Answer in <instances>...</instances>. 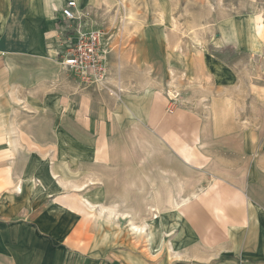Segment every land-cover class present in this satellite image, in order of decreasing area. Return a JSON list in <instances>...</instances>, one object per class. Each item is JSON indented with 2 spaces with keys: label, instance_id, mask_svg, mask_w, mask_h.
<instances>
[{
  "label": "crops",
  "instance_id": "1",
  "mask_svg": "<svg viewBox=\"0 0 264 264\" xmlns=\"http://www.w3.org/2000/svg\"><path fill=\"white\" fill-rule=\"evenodd\" d=\"M69 1L0 0V148L8 143L21 156L30 147L31 156L51 152L55 168L76 166L84 182L63 173L62 187H126L125 195L137 188L139 200L114 201L124 210L145 202L150 213L151 187L166 197L157 227L147 224L146 235L129 228L126 244L110 241L108 259L93 258L78 239L75 264H264V0L204 6L208 32L193 37V51L187 40L178 51L182 41L162 22L147 21L139 37L135 23H107L114 34L107 88L75 76L78 84L56 57ZM75 1L85 27L88 20L101 27L107 13L96 0ZM136 132L143 140L135 147ZM144 140L162 143L150 149ZM118 165L125 184H113L111 174L105 184ZM23 231L30 230L0 228V264H70V244L43 245V230L9 238Z\"/></svg>",
  "mask_w": 264,
  "mask_h": 264
},
{
  "label": "rangeland",
  "instance_id": "2",
  "mask_svg": "<svg viewBox=\"0 0 264 264\" xmlns=\"http://www.w3.org/2000/svg\"><path fill=\"white\" fill-rule=\"evenodd\" d=\"M227 2V0H112V4L108 3V5L107 3L104 4L102 0H96L95 4L107 13L102 19V25H100V28L107 32L112 33L111 30H113V28L105 27L107 23L116 25L118 22L123 23L127 20L129 23H135V32L139 37L144 35L143 26L147 21L150 23L162 22L170 27L171 38L182 41L180 44H176L178 51L183 49V41L185 42V40L190 42L187 43V47L193 51V37H198L201 41L208 32L206 28L209 25L208 18H202L207 15L204 6L223 5ZM167 15L169 19L166 18ZM217 18L219 17L215 16V19ZM196 21L199 22L198 26ZM93 24H95L94 20L87 21L88 27H93ZM195 29L198 30V34ZM116 30L117 32L124 31V28H117ZM212 36L215 37V35ZM230 53L234 54V51L232 50ZM197 62L199 66L205 68V62L200 55ZM69 77L71 79L75 78L78 83L75 75ZM136 136L135 147L143 140L138 137L139 133ZM144 142V147L148 145L150 149H154L155 146L158 147V143H162L160 140H144ZM154 142H157V144ZM128 144L131 145L129 141ZM21 149L25 155H16V149L8 143L0 148V223L2 221L7 223L0 224V228L7 229L10 227L30 230L13 236L9 235L11 240H30L33 238L35 230H43L49 234L46 236V240H43V245L56 247L65 243L70 244L66 259L70 264H75L80 257L76 254L78 250L72 245L75 244L76 246V240L78 241V239L86 240L91 245L88 254L93 258L108 259L111 253L110 249L113 248L111 247V240L118 239L119 243L126 244L131 221L139 226L147 224L148 227L158 226V220L154 219V214L160 215V206L163 203L159 201L166 199V197L165 194L160 196L155 187L150 188V195L154 194L155 197L149 198V202L154 206L152 210L150 209L149 215L145 212V202L127 203V209L124 210V205L114 201H120L123 197L127 199L128 194H131L132 199L135 201L139 200L141 193L138 192L137 188L134 189V192L127 188L128 193L125 195L126 187L117 188L114 186L110 188L108 186L107 188L95 190L92 186H89L83 187L80 192L76 191L77 188L62 187L59 184L62 183L59 175L63 173L65 176L69 174L71 183H77V180L84 182V177H77L76 166H63L59 163L58 167L55 168V165L52 164V157L49 156L51 152L48 155L33 154L31 156L29 153L36 151L35 149L30 147ZM136 153H140V148L135 149L134 164L137 160ZM115 168L118 172L106 173L104 171V176L105 173L108 174V177L111 174L114 179L113 184H125L126 173L119 172L120 165ZM88 169L94 170L93 166ZM54 173L58 177H55ZM138 173H141V171ZM133 175L137 179L136 170L133 171ZM92 177L91 175V179ZM108 177H103V182L107 185L111 182L110 177ZM85 178L86 182L89 183V177ZM120 180H123V182L120 183ZM17 185L22 186V193L16 192L15 186ZM100 197L106 201L101 204L97 203L100 206L98 210L105 207L107 209L103 213L108 216L111 211L113 212L112 217L115 216V213H126L125 216L128 215L127 219H122V216L119 215H117L118 218L111 221H108L104 216L97 217L98 214L92 211L85 199L94 202L96 198ZM156 208H158L159 213L155 210ZM136 213L137 217L134 218ZM25 222L35 226H26ZM96 232L98 233L97 236H95ZM95 239H98V242L97 240L94 242ZM122 247H125V245ZM145 251L147 256L153 257L148 249Z\"/></svg>",
  "mask_w": 264,
  "mask_h": 264
},
{
  "label": "built area",
  "instance_id": "3",
  "mask_svg": "<svg viewBox=\"0 0 264 264\" xmlns=\"http://www.w3.org/2000/svg\"><path fill=\"white\" fill-rule=\"evenodd\" d=\"M67 33L63 47L56 52L62 66L87 86L109 85L110 54L114 34L102 28H86L84 15L77 11V2L69 1L63 8Z\"/></svg>",
  "mask_w": 264,
  "mask_h": 264
},
{
  "label": "bare ground",
  "instance_id": "4",
  "mask_svg": "<svg viewBox=\"0 0 264 264\" xmlns=\"http://www.w3.org/2000/svg\"><path fill=\"white\" fill-rule=\"evenodd\" d=\"M54 172V171H53ZM60 184V183H59ZM93 184V183H92ZM16 192H18V193H22L23 192V189H22V186L21 185H18L16 188ZM78 189V188H77ZM82 189H78V190H76V191H81ZM85 202L89 205V207L92 209V211H94L95 213H97L98 215H97V217H105L108 221L110 220H114L115 218H118V216L117 215H119V216H122V219H127L126 217L128 216H125L126 214L125 213H123V214H118V213H115V216L114 217H112V215H113V212H111L110 211V213H109V215L108 216H106V214L105 213H103V211H105L107 208H105V207H102V208H100V210H98V208H99V205H97V204H95V203H93V202H90L89 200H87V199H85ZM116 207V206H115ZM179 212V211H178ZM160 214V213H159ZM156 218L158 217V216H155ZM130 225V229L131 230H133V231H135L136 233H143L144 235H146V230H147V228H146V225H144V226H139V225H136L135 223H133L132 221H131V223L129 224Z\"/></svg>",
  "mask_w": 264,
  "mask_h": 264
}]
</instances>
